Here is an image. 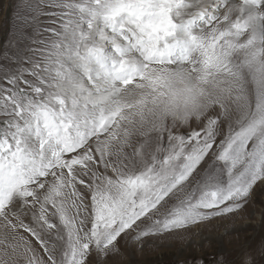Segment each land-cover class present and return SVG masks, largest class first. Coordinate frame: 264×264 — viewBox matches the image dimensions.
<instances>
[{"label": "snow or ice", "instance_id": "snow-or-ice-1", "mask_svg": "<svg viewBox=\"0 0 264 264\" xmlns=\"http://www.w3.org/2000/svg\"><path fill=\"white\" fill-rule=\"evenodd\" d=\"M10 7L0 264H112L121 242L184 236L264 185V0ZM257 255L264 243L212 264Z\"/></svg>", "mask_w": 264, "mask_h": 264}, {"label": "rangeland", "instance_id": "rangeland-1", "mask_svg": "<svg viewBox=\"0 0 264 264\" xmlns=\"http://www.w3.org/2000/svg\"><path fill=\"white\" fill-rule=\"evenodd\" d=\"M14 0H0V41L17 15L10 7ZM27 14V13H24ZM31 29H26V35ZM23 43V41H22ZM264 243V185L257 184L244 209L226 218H217L184 236L165 239L149 238L142 251L136 245L121 242L122 257L112 264H181L192 256L212 264L215 253L223 249L235 258L242 250L259 251ZM258 264H262L257 255Z\"/></svg>", "mask_w": 264, "mask_h": 264}]
</instances>
